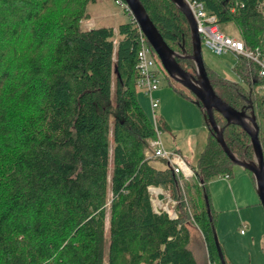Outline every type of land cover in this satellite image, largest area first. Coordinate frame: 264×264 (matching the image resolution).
<instances>
[{"label": "trees", "instance_id": "1", "mask_svg": "<svg viewBox=\"0 0 264 264\" xmlns=\"http://www.w3.org/2000/svg\"><path fill=\"white\" fill-rule=\"evenodd\" d=\"M199 1L264 55V0ZM93 2L0 0V264H222L209 182L232 176L235 164L198 105L208 134L193 174L178 176L165 159L148 157L156 130L137 97L139 27L131 17L116 28L82 29ZM140 2L167 45L191 53L180 9L171 0ZM177 61L194 71L190 59ZM205 69L223 101L253 111L264 158L258 66L238 56L242 83ZM166 76L176 94L194 101ZM213 115L230 151L253 159L247 132ZM149 186L175 201L176 217L154 210ZM219 245L224 264H234Z\"/></svg>", "mask_w": 264, "mask_h": 264}, {"label": "rangeland", "instance_id": "2", "mask_svg": "<svg viewBox=\"0 0 264 264\" xmlns=\"http://www.w3.org/2000/svg\"><path fill=\"white\" fill-rule=\"evenodd\" d=\"M87 12L89 14L88 18H85L80 22V27L82 29H92L102 26L116 28L119 24L130 21L132 17L128 9H125L124 5L116 4L114 0H96V2L89 3L87 5ZM222 28L223 32L231 38L240 39L238 27L234 22L228 21L223 23ZM175 51L182 53V51L179 50ZM201 53L206 68L212 72H215V74H219L225 78H228L229 80L242 83V80L234 71V65L238 59V56H236L234 53H215L208 46H206L204 42H201ZM185 54L190 53L185 51ZM155 61V68L158 71V77L160 79V89L168 88L172 96L170 101L166 98V96L161 99L164 102L165 107L163 109V114L166 125L168 126L166 128H162L160 125L161 127L159 129V136L162 146L166 152L173 153L178 151L184 159L191 162L192 164H196L198 156L206 143V137L208 134L207 127L203 123L201 111L196 104L191 102V104L197 110V114L194 116L186 107L187 105L182 101H179V95L176 94L173 88L169 85V79L166 76V72L157 56ZM189 70L191 71V69ZM173 84L176 86H182L177 82H173ZM137 97H141L144 106L149 108L148 112L146 110L145 111L149 119L154 123V114L149 105V98L144 95L142 88L137 87ZM155 111L156 116L160 117V110L158 107L155 109ZM232 170L233 175L237 174V170L247 172V174L250 175L249 171L237 165H234ZM219 179V177H214L210 180L209 191L214 209L221 214V217L224 219L226 224H230L228 227H225L224 230L231 232L232 238L229 240V245L234 255L231 257L234 261V264H264V228L262 229L261 234L256 236L255 243L251 240L242 239L239 236V225L241 220L244 219L238 215L236 217V221L231 222L230 220L232 218L231 214L233 212V206L235 207L236 212H240V209L237 210V207H239V204H237L239 203L237 194L235 191L231 192L224 185H216L214 188H212L211 185L214 183V181H218ZM251 190L255 198V203L243 208L245 209L243 212H248L250 214V210L256 208L262 213L264 221V210L260 202V198L256 192L254 180L251 183ZM246 209H248V211H246ZM244 218L247 221L249 220V223H252L254 228L259 231L258 225L255 221L251 220L250 218L246 219L247 217ZM190 229L192 240L195 242V244H199L198 247H201V239L198 229L195 227H190ZM216 235L220 242L217 230ZM197 248L195 247L194 249ZM200 261L202 262V260Z\"/></svg>", "mask_w": 264, "mask_h": 264}, {"label": "water", "instance_id": "3", "mask_svg": "<svg viewBox=\"0 0 264 264\" xmlns=\"http://www.w3.org/2000/svg\"><path fill=\"white\" fill-rule=\"evenodd\" d=\"M171 1L181 10L187 20L192 44V51L190 54H185V50H182V53H179L167 45L156 26L150 20L140 0H124L132 19L136 22L140 31L146 37V40L160 60L166 74L172 80L190 91L195 97L193 101L194 104L200 106V108L205 112V122L214 132L216 140L222 150L227 154L233 164L246 169L253 175L256 192L264 210V158L258 138V125L256 123V117L253 111L248 114L244 109L237 110L233 108L215 93L207 76L203 62L201 40L196 29L195 19L183 0ZM179 58H187L193 62V73L185 70L179 64L177 61ZM214 111L219 112L224 117L226 125L236 124L247 132L250 137L253 159L245 160L244 158H238L230 151L223 137L224 127L219 126L216 123L213 115ZM205 203L207 213L209 214V204L206 197ZM213 236L219 258L222 264H224L223 253L219 245L220 242L217 238L215 228L213 229Z\"/></svg>", "mask_w": 264, "mask_h": 264}, {"label": "built area", "instance_id": "4", "mask_svg": "<svg viewBox=\"0 0 264 264\" xmlns=\"http://www.w3.org/2000/svg\"><path fill=\"white\" fill-rule=\"evenodd\" d=\"M192 13L196 29L199 33L201 42H204L215 53L221 54L225 52H232L236 56H244L258 66V75L264 78V55L258 50L247 49L241 39L231 38L223 32L222 25L218 22L215 14L208 12L203 2L199 0H183ZM116 4L124 5L127 10L128 7L123 0H114ZM140 47L137 52V70L139 74L138 87L142 88L143 93L149 98L150 106L154 110L158 107V99L154 97L153 93L159 88L160 79L158 71L155 68V52L146 40V37L139 29ZM264 91V84L261 86ZM154 114V113H153ZM157 118L154 114V125L156 130V138L150 141L152 152L148 157H160L165 159L173 172L178 176L190 177L193 171L184 159L177 153H168L164 150L159 136V130L156 127ZM228 179L229 174L220 176ZM182 188L181 181L179 182ZM151 199L154 210L156 212L165 211L171 218L176 217L174 211L175 201L170 198L168 193L159 187L149 186ZM244 230L241 229V232Z\"/></svg>", "mask_w": 264, "mask_h": 264}, {"label": "crops", "instance_id": "5", "mask_svg": "<svg viewBox=\"0 0 264 264\" xmlns=\"http://www.w3.org/2000/svg\"><path fill=\"white\" fill-rule=\"evenodd\" d=\"M153 95L155 98L158 99V102H159L158 103V109L160 110L159 111L160 117L156 116L155 110L153 113L155 114L157 121L160 123V125H162L164 128H166L168 126L165 124L166 122H165V118H164V114H163V109L165 106H164V102L161 99L164 96H166V98L170 101V99H172L170 90L168 88L160 89V86H159V88L153 93ZM138 99H139V101H140L139 103L141 104L143 109L148 112L149 108H146L144 106V103L142 102L141 97H138ZM178 99H180L179 101H182L183 103H185L187 105L186 107L188 108V110L194 116H196L197 110L191 104L190 100H188L187 98L181 97V96H179ZM174 153L179 154L178 151H175ZM184 161L190 167H192L194 165L191 162L187 161L186 159H184ZM219 178L220 179L218 181H214V183L211 185V187L214 188L216 185H222V186L224 185L231 192L235 191V193L237 194V199L239 200V203H237V204H239V207H237V210L240 209V212H236L235 207L233 206L232 207L233 212L231 214L232 218L230 220H231V222H234V221H236V217L238 215H240V217L244 220H241V223L239 225V236L242 239L251 240L255 243L256 242V236H259L262 232V229L264 228V221H263L262 213L256 208L253 210H250L251 211L250 214L248 212H243V211H245V209H243V208H246V207L255 203V198H254L252 190H251V183L253 182V180H252L253 178L251 177V175H248L247 172H243L241 170H237V174L230 176L228 179H225L222 177H219ZM235 200H236V198H235ZM235 203H236V201H235ZM240 206H242V207H240ZM246 211H248V209H246ZM252 211H254V212H252ZM217 213H219V212H217ZM251 215H252V217H251ZM243 216L247 217L246 219L250 218L251 220L255 221L258 225L259 231H257L254 228L252 223H249V220L248 221L245 220V218ZM229 225L230 224L225 223V221L221 217L220 213L217 214L216 230L219 234L220 243L223 246V249H224L227 257L234 263L233 259L231 258L234 255H233V252L231 251V248L229 245V240H230V238H232L231 232L224 230V228L228 227ZM241 229H243L244 231L241 232Z\"/></svg>", "mask_w": 264, "mask_h": 264}]
</instances>
